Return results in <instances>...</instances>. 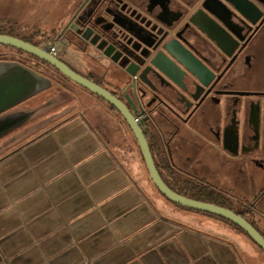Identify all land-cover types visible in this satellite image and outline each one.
<instances>
[{
	"label": "crops",
	"instance_id": "0c3cea01",
	"mask_svg": "<svg viewBox=\"0 0 264 264\" xmlns=\"http://www.w3.org/2000/svg\"><path fill=\"white\" fill-rule=\"evenodd\" d=\"M111 12L107 23L121 22L132 36V16ZM85 23L83 54L95 47L115 69L137 74L136 57L120 52L124 30L114 26L115 38L107 37ZM69 46L57 58L87 73L79 75L106 90L122 85L95 76ZM3 54L14 55L1 47ZM95 97L86 105L33 98L0 115V264H264L247 235L160 194L126 121ZM147 140L153 153L155 140Z\"/></svg>",
	"mask_w": 264,
	"mask_h": 264
},
{
	"label": "flooded vegetation",
	"instance_id": "af4514ba",
	"mask_svg": "<svg viewBox=\"0 0 264 264\" xmlns=\"http://www.w3.org/2000/svg\"><path fill=\"white\" fill-rule=\"evenodd\" d=\"M129 1L123 11L138 21L134 34L119 19L106 29L127 34L120 52L136 57L138 78L108 90L148 118L146 137L155 140L154 160L173 192L216 202L263 235L264 0H245L248 16L231 0ZM110 2L84 0L77 19L88 22Z\"/></svg>",
	"mask_w": 264,
	"mask_h": 264
},
{
	"label": "water",
	"instance_id": "95a60500",
	"mask_svg": "<svg viewBox=\"0 0 264 264\" xmlns=\"http://www.w3.org/2000/svg\"><path fill=\"white\" fill-rule=\"evenodd\" d=\"M231 1L235 4L239 12L246 16L249 15L250 12L245 6V0ZM73 25L68 28L64 34L68 30L71 31ZM51 43L52 42L48 43L46 47L50 46ZM0 47L18 50L29 57L35 58L38 61L47 64L48 66L56 69L66 79L72 81L108 103L123 117L134 134L140 146L150 179L160 194L173 204L184 209L208 216H214L237 226L264 252V236L243 216L237 215L230 210L221 208L211 203L185 198L176 194L169 188V186L161 178L160 171L158 170L145 134V131L147 130L148 118L141 120V118L135 117L131 113L130 109L112 92L99 86L92 80L79 75L57 57L52 56L46 48L35 47L18 38L8 35H0ZM21 59L22 61H26L27 58L25 59V57H21ZM153 64L168 73L169 68L167 63L163 64L158 61V58H156ZM38 66L44 68L45 71L50 72V70L45 66L41 64H38ZM192 70L197 73L194 69ZM53 85L52 79L39 74L20 61H0V115L48 91L53 87ZM129 103L132 104V102Z\"/></svg>",
	"mask_w": 264,
	"mask_h": 264
},
{
	"label": "rangeland",
	"instance_id": "374dc122",
	"mask_svg": "<svg viewBox=\"0 0 264 264\" xmlns=\"http://www.w3.org/2000/svg\"><path fill=\"white\" fill-rule=\"evenodd\" d=\"M122 2L125 4L130 1L122 0ZM83 3L84 0H0V21L6 19L18 22L20 25L18 24L17 27H13L11 31L22 33L27 36L36 37L40 32L50 33L52 31L59 32L63 35L64 32L75 23L77 18H82L85 15L86 10H82V6L85 4ZM121 4V2L113 0V3L110 2L109 5H104V7L100 9L97 17L90 19L91 25L98 31H102L105 36L113 37V33L105 30V28L101 26H103L102 23L107 24V21L104 20V15L109 10L116 11L129 18V13L123 11L124 7ZM128 22L135 25L138 23V21L132 17L128 19ZM5 27L6 26H4V28ZM68 37L71 42L68 53L75 54L77 61L87 63L95 76H99L109 84L115 83L116 79L121 82L131 81V76L129 74L115 69L109 64L108 60H98L99 53L95 47L87 46V54H83L82 50L86 47L84 42L73 33L69 34ZM36 38L38 39L39 37ZM64 61L67 62L70 67L75 68V65L68 61V59ZM76 71L78 73L82 72ZM80 74L87 75V73L84 74V72ZM87 95L90 96L91 93L72 81L60 77L58 82L55 83L51 89L34 97V99L42 102H72L76 105L78 103L86 105L87 103L85 102H91ZM95 98H98L96 99L97 102H105L99 99V97Z\"/></svg>",
	"mask_w": 264,
	"mask_h": 264
},
{
	"label": "trees",
	"instance_id": "16d2710c",
	"mask_svg": "<svg viewBox=\"0 0 264 264\" xmlns=\"http://www.w3.org/2000/svg\"><path fill=\"white\" fill-rule=\"evenodd\" d=\"M18 24H19L18 22H13V21L6 20V19L5 20H1L0 21V35H8V36H12L14 38H18V39H20V40H22V41H24L26 43H29V44H31V45H33L35 47H38V48H47L46 47L47 44L50 43L52 39H53V42H54V39H56V37H58V35H61L59 32H54V31H52L50 33L40 32L38 34L41 35L43 38H42V40L40 42H36V41H33L32 39H30L28 37L22 36L19 33H15L13 31H11L12 28L15 27V26L17 27ZM4 26H6L7 28L6 27L4 28ZM69 34H71V33H69ZM69 34H66L65 37H66V40H68L69 43H71L70 40H69V37H68ZM2 48H4V47H2ZM7 49H9V48H7ZM9 50L11 52H13L14 55H11V56L5 55V54L0 55V61H10V62H19L20 61L23 64H25L27 67H29L32 70L38 72L39 74L47 76L50 79H52L53 84L57 83L60 77L65 78L56 69L48 66L47 64H45V63H43L41 61H38L35 58L29 57V56L23 54L22 52H20L18 50H14V49H9ZM21 57H23V58L25 57V59L27 58L26 61H22ZM38 64H41V65L45 66L47 69L50 70V72L45 71L44 68L39 67ZM224 222H227V221H224ZM227 223L230 224L231 226L235 227L237 230L241 231L242 233H244L237 226H235V225H233V224H231L229 222H227Z\"/></svg>",
	"mask_w": 264,
	"mask_h": 264
},
{
	"label": "built area",
	"instance_id": "2783aa9c",
	"mask_svg": "<svg viewBox=\"0 0 264 264\" xmlns=\"http://www.w3.org/2000/svg\"><path fill=\"white\" fill-rule=\"evenodd\" d=\"M84 28H86V23L84 22V21H82V20H76L75 21V23H74V25H73V27H72V29H71V31L70 30H68V32L69 33H73V34H75V35H78L79 36V34H78V32L81 30V29H84ZM84 33H82V35H83ZM81 37H83V36H81ZM80 37V38H81ZM84 38V37H83ZM65 38L64 37H60L58 40H57V42H55L54 44H53V41H52V43L50 44V46H48L47 48V51L52 55V56H54V57H58L59 55H60V48H62L63 46H64V43H65ZM107 57V56H106ZM105 55H104V53H102V52H99V55H98V59L99 60H104L105 58ZM137 74H135V75H133L132 76V79H133V81H136L137 80Z\"/></svg>",
	"mask_w": 264,
	"mask_h": 264
}]
</instances>
